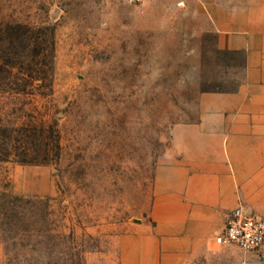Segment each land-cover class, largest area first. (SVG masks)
<instances>
[{"label":"rangeland","instance_id":"obj_1","mask_svg":"<svg viewBox=\"0 0 264 264\" xmlns=\"http://www.w3.org/2000/svg\"><path fill=\"white\" fill-rule=\"evenodd\" d=\"M214 21L263 36L264 0H0L2 264L177 263L153 219L155 188L178 181L171 130L244 79Z\"/></svg>","mask_w":264,"mask_h":264},{"label":"crops","instance_id":"obj_2","mask_svg":"<svg viewBox=\"0 0 264 264\" xmlns=\"http://www.w3.org/2000/svg\"><path fill=\"white\" fill-rule=\"evenodd\" d=\"M214 25L220 50L244 53V79L235 91L204 93L198 120L171 130L178 181L169 194L155 188L153 219L163 258L176 264L220 254L210 249L235 208L264 217V35L237 21Z\"/></svg>","mask_w":264,"mask_h":264},{"label":"built area","instance_id":"obj_3","mask_svg":"<svg viewBox=\"0 0 264 264\" xmlns=\"http://www.w3.org/2000/svg\"><path fill=\"white\" fill-rule=\"evenodd\" d=\"M123 3L140 4L145 0H117ZM223 231L216 236L219 246L236 247L243 252L257 250L264 244V217L245 211L242 207L231 211Z\"/></svg>","mask_w":264,"mask_h":264},{"label":"trees","instance_id":"obj_4","mask_svg":"<svg viewBox=\"0 0 264 264\" xmlns=\"http://www.w3.org/2000/svg\"><path fill=\"white\" fill-rule=\"evenodd\" d=\"M3 150L6 151V148H3ZM3 150L0 148V152ZM26 153H27V151L24 150V154H26ZM25 163H28V162L25 161Z\"/></svg>","mask_w":264,"mask_h":264}]
</instances>
